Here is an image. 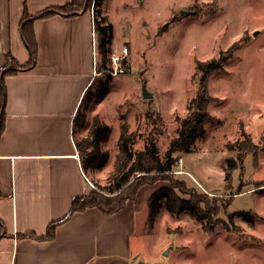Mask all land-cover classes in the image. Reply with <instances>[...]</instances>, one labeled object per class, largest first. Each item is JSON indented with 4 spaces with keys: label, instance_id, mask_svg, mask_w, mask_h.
<instances>
[{
    "label": "rangeland",
    "instance_id": "374dc122",
    "mask_svg": "<svg viewBox=\"0 0 264 264\" xmlns=\"http://www.w3.org/2000/svg\"><path fill=\"white\" fill-rule=\"evenodd\" d=\"M105 7L113 49L130 46L131 70L96 77L82 106L78 140L94 122L109 126L100 147L108 161L87 171L89 191L110 185L126 124L137 136L133 150L154 137L165 161L201 90L199 63L226 57L207 79L206 134L191 152H177L175 175L155 182L157 190H173L177 203L196 204L200 218L190 209L171 212L163 198L153 225L150 210L144 221L139 216L132 264H264V0H106ZM97 60L102 64L99 46ZM144 83L152 97L144 96ZM247 141L252 153L239 161ZM229 158L237 168L227 180ZM152 188H143L140 201Z\"/></svg>",
    "mask_w": 264,
    "mask_h": 264
},
{
    "label": "crops",
    "instance_id": "0c3cea01",
    "mask_svg": "<svg viewBox=\"0 0 264 264\" xmlns=\"http://www.w3.org/2000/svg\"><path fill=\"white\" fill-rule=\"evenodd\" d=\"M67 1L0 0V71L12 58L22 64L30 58L21 30L25 7L35 14ZM105 6L106 1L103 15L110 20ZM33 27L39 48L37 65L5 77L0 264H132L140 253V248L134 249L139 216L143 213L144 221L148 215L156 183L142 186L117 213L106 214L97 207L75 211L58 225L53 239L23 236L36 232L43 237L50 222L69 213L75 196L90 190L74 136V118L96 79L92 8L77 16L38 18ZM113 43L117 44L115 33ZM147 185L154 188L140 201Z\"/></svg>",
    "mask_w": 264,
    "mask_h": 264
},
{
    "label": "trees",
    "instance_id": "16d2710c",
    "mask_svg": "<svg viewBox=\"0 0 264 264\" xmlns=\"http://www.w3.org/2000/svg\"><path fill=\"white\" fill-rule=\"evenodd\" d=\"M106 0H69L66 4L52 6L51 8L42 9L35 14H31L25 7L21 30L24 42L29 49L30 58L25 63H19L12 58L0 71V137L6 128L7 119V103L8 90L5 77L9 74H16L20 70L32 69L37 65L39 48L38 39L34 31V22L38 18L50 17L54 14H62L65 16H77L88 9L93 4L95 16L96 43L102 54V65L107 63L110 53L113 51L114 25L109 21L107 16L103 15V5ZM231 54V51L225 53ZM226 60L222 57L219 60L204 61L199 63V69L203 76L201 79V90L196 97L192 99L191 111L184 118L179 135L174 138L168 148L167 158L165 161L161 159L160 150L157 140L154 137L149 138V142L143 150H133V145L137 141V136L132 131L129 132L128 125H124L121 131L120 153L117 159L116 168L110 176V185H98V189H93L86 194L75 196L69 213L58 220L49 223L47 233L42 237L36 232L24 234L25 237H33L38 239H53L57 232L59 224L69 219L75 211H83L88 207H97L106 214L117 213L123 208L129 200L135 198L139 189L147 183H155L159 181L165 174H174V167L180 156H176L177 152H191L196 140L206 134V123L212 120V114L208 111L209 102L207 79L213 70L219 68ZM91 86L86 90L85 96L81 101L80 108L74 118V131L76 125H85L86 114H82L83 104L87 95H89ZM107 124L93 123L89 130V136L86 139L78 140L76 137L78 151L80 152L82 167L85 173L89 170H98L104 167L108 161L107 151L100 150L102 135L108 132ZM250 140V138H248ZM251 142V140H250ZM250 142L241 144V152L238 160L244 161L245 154L252 153L253 148L249 146ZM256 162H257V157ZM230 164L226 167V178L230 180L234 170L237 168V161L229 158ZM1 195V189H0ZM166 198L165 206L173 213L184 209L190 211L196 216H200L199 207L194 204L187 205L181 202L177 203V196L170 188H163L154 191L149 199V222L153 225L158 214L161 212V201ZM198 208V209H197ZM200 218V217H199ZM4 223L0 219V236L2 235Z\"/></svg>",
    "mask_w": 264,
    "mask_h": 264
},
{
    "label": "built area",
    "instance_id": "2783aa9c",
    "mask_svg": "<svg viewBox=\"0 0 264 264\" xmlns=\"http://www.w3.org/2000/svg\"><path fill=\"white\" fill-rule=\"evenodd\" d=\"M95 4L92 7L94 11ZM130 46L113 49L110 53L107 63L102 65L97 63L94 75L114 78L120 74L128 73L131 70V60L129 57ZM87 177V176H86Z\"/></svg>",
    "mask_w": 264,
    "mask_h": 264
},
{
    "label": "water",
    "instance_id": "95a60500",
    "mask_svg": "<svg viewBox=\"0 0 264 264\" xmlns=\"http://www.w3.org/2000/svg\"><path fill=\"white\" fill-rule=\"evenodd\" d=\"M143 90H144V96H147V97H152L153 96V93L147 89V85L146 83H144L143 85Z\"/></svg>",
    "mask_w": 264,
    "mask_h": 264
}]
</instances>
